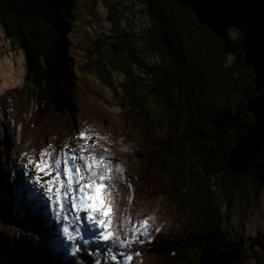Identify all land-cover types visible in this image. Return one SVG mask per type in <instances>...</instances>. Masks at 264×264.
Instances as JSON below:
<instances>
[{
	"label": "trees",
	"instance_id": "obj_1",
	"mask_svg": "<svg viewBox=\"0 0 264 264\" xmlns=\"http://www.w3.org/2000/svg\"><path fill=\"white\" fill-rule=\"evenodd\" d=\"M102 1L118 30L113 7L108 0ZM140 1L150 22L143 35L145 53L154 62L147 67L134 57L130 65L146 73L150 87L143 88V81L136 83L117 53L114 59L99 57L102 39L93 42L88 55L93 59L89 66L114 91L120 116L98 105L97 93L87 85L75 82L73 95L67 90L76 81L72 80L73 63L65 53L70 32L67 11L76 0H0V26L26 60L24 85L6 94L14 98L19 115L29 106L36 108V126L33 131L25 128V141L31 134L39 141L55 132L52 125L69 130L86 111L106 123L120 145L134 144L136 149L128 158L136 163L131 165L128 182L136 190L119 185L118 217L121 222L124 205L132 196L133 205L158 202L160 221L155 227L160 231L153 233L151 242L134 244L131 264H196L189 255L198 241L215 243L224 221L236 209L237 194L264 176V149L249 171L234 175L228 168L238 140L254 123L248 104L260 94L253 70L246 66L242 34L223 41L177 0ZM116 72L126 77L118 86L113 78ZM154 99L163 102V114L156 112ZM79 133L77 129L75 136ZM32 195H21L20 202L8 196L2 200L0 210L6 219L36 229V236L25 242L0 233V264H102L108 243L83 244L76 256L67 248L51 250L45 238L57 239L53 235L57 224L45 205L29 206L37 199Z\"/></svg>",
	"mask_w": 264,
	"mask_h": 264
},
{
	"label": "rangeland",
	"instance_id": "obj_2",
	"mask_svg": "<svg viewBox=\"0 0 264 264\" xmlns=\"http://www.w3.org/2000/svg\"><path fill=\"white\" fill-rule=\"evenodd\" d=\"M108 2L109 5L113 7L112 13L114 14V19L118 21V30H115L113 23L109 20L108 16L110 11L102 0H76L67 11L70 32L66 38L69 47L65 53H68V60L73 63V69L71 72L72 80H76L67 85V90L72 92L73 95L76 92L75 82L84 87L87 85L88 88H91L97 93L95 98L96 103L112 115L118 117L122 114V111L118 106V101L114 98V91L101 80L98 73L95 72L96 69L89 66L93 62L92 57L89 58L88 56L92 53L91 51L94 48L93 42L102 39L103 43L99 47L102 55H99V57L102 56L107 60L114 59L117 53L120 56L121 65L128 72L132 73L133 77H135L136 83L139 84L143 81V88H146L150 84V81L147 80L144 71L137 68L135 65H130L131 59L139 57L145 61L147 67L152 65L154 60L150 54L145 53L143 35L149 28L150 22L149 18L143 12L141 1L108 0ZM240 34L241 33L236 30L230 31L231 39H237ZM98 43L100 44L101 42ZM121 49H123V52L120 51ZM232 59L233 58L230 57L229 61H232ZM117 62L119 64V60ZM90 69H92L91 72ZM25 76V55L20 50L19 45H13L12 41L6 38L2 27L0 26V97L3 100H7L6 103L2 101L3 114L6 113L10 104L17 111L14 98L6 93L10 90L21 88L24 85ZM113 78L116 81L117 86L126 80L125 74L121 72L114 73ZM152 104L153 107L157 106L156 112L163 114L164 104L162 101H159L158 99L156 101L154 99L152 100ZM35 109L36 108L33 106H29L22 115H19L15 111V115L20 117L19 119L22 118L21 123L17 125V129L21 131V135L26 124L30 127H26V129L31 131L35 129ZM90 115L91 114L86 111H83V114L78 115L79 118L75 119L69 130L65 127L64 129L66 130L63 131L59 129V125H52L51 127L57 129L55 132L51 130L48 135H43V138L41 137L39 141H36L34 135L32 136L31 134L29 139L22 143L21 150L23 151L22 154L24 155V160H21L18 174H16L17 172L9 174V179L3 183L2 174L0 173V206L4 198V193L12 200L20 202L21 195L29 192L28 189H32L37 196V199L34 200L35 204H30V207L32 206L34 208L35 205H38V202L46 206V201L38 198L40 195L37 194L36 188L39 190V186L36 185L35 188L32 184L33 177L38 173L25 168V165L28 164V157L37 156L42 149L48 148L49 145H52L57 151L61 150L66 144L72 148L76 142L84 141L77 140V136H75L77 129L79 132L82 130H88V134L93 137V139L88 142L92 144L95 140L96 133L101 137L106 138L99 142V149L102 150L103 148H107L109 150L107 152L111 161L109 166L114 168L115 163L120 165H122L121 163H126L131 172V165L136 159L128 158V155L136 149V146L128 141L124 142L125 144L123 146L120 145L114 137L116 135H113V133L111 135L109 133L108 125L97 119L96 115H92V117ZM14 122H16L15 119ZM14 122L13 125L9 124L12 129H15ZM5 137L6 134L0 136V141H4ZM18 142L19 141H17V143ZM116 155H119L122 158H118ZM119 167L120 171L118 173L121 174V176H119L121 185L125 187V185L128 184V186L136 190V186H131L128 182L129 177H127V174L125 173L128 169H126L125 166L122 168L121 166ZM24 169L28 172V175H23ZM125 175L126 177H124ZM19 176H21V179L17 181L16 179H18ZM49 178L50 177L42 176V180H47ZM40 191L41 190H39V192ZM120 199L121 196L119 194L116 199V204L119 210L121 208ZM131 202H133L132 199L130 200V203ZM133 207V218L139 220L154 218L155 220L150 219L149 223L153 228L156 224L158 226V222L160 221L158 217V202L153 206H147L143 203H135ZM125 209H129V207L126 208V204L124 205V210ZM0 232L9 238H17L18 240H23L25 242H32L36 236L35 229L23 227L19 223L8 221L1 210ZM53 235L57 236V232L55 231ZM59 239L64 241L62 235ZM49 240H53L52 237H46L45 243L47 246L52 247L54 251L63 248L61 245L58 246V243H51ZM213 242L215 243L200 239L190 253L189 259L192 262L199 264V259L205 248L219 246L218 249L220 251L233 256V264H264V176L261 175L260 181L258 180L253 183H248L242 192L237 194L236 209L234 213L231 214L230 218L224 221L217 239ZM90 245H92V243H90ZM82 246L83 244H81V247Z\"/></svg>",
	"mask_w": 264,
	"mask_h": 264
},
{
	"label": "snow or ice",
	"instance_id": "obj_3",
	"mask_svg": "<svg viewBox=\"0 0 264 264\" xmlns=\"http://www.w3.org/2000/svg\"><path fill=\"white\" fill-rule=\"evenodd\" d=\"M209 22L210 18L205 16V23ZM253 111L257 112L259 118L258 130L264 132V101L258 106L254 105ZM256 131L254 129L253 134ZM77 139L84 140L85 145L70 148L66 144L59 151L49 145L37 156H29L25 168L38 173L33 177L32 184L34 187L39 186V194L45 198L46 207L59 226L65 242L71 246L73 256L81 251V243L85 246H89L90 242L108 243L109 259L115 261V264H121V260L112 251V246H116L125 249L120 253L123 264H131L132 245L151 242L153 233H158L160 228H153L149 223L154 218H130L131 229H122L116 204V196L120 193L119 180L114 174L120 170L109 166V158L95 153V149L100 147L99 142L106 138L96 133L93 144L89 146L87 142L93 137L88 134V130H82ZM248 143V140L241 142L237 164L242 163ZM102 151L109 150L103 148ZM42 176L50 178L42 180Z\"/></svg>",
	"mask_w": 264,
	"mask_h": 264
},
{
	"label": "water",
	"instance_id": "obj_4",
	"mask_svg": "<svg viewBox=\"0 0 264 264\" xmlns=\"http://www.w3.org/2000/svg\"><path fill=\"white\" fill-rule=\"evenodd\" d=\"M177 2L197 15L201 25L208 27L218 38L228 41L231 30L239 31L244 36L246 66L253 70L256 93L259 97L248 104V111L254 118L248 132L238 140L235 151L228 164L234 175L249 171L261 158L264 149V132L258 130L259 118L253 106L264 101V0H177ZM205 16L210 18L205 23ZM257 131L253 134V130ZM248 140V150L237 164L241 142ZM215 248L203 250L200 264H233V256Z\"/></svg>",
	"mask_w": 264,
	"mask_h": 264
},
{
	"label": "built area",
	"instance_id": "obj_5",
	"mask_svg": "<svg viewBox=\"0 0 264 264\" xmlns=\"http://www.w3.org/2000/svg\"><path fill=\"white\" fill-rule=\"evenodd\" d=\"M2 101H3L4 103H6L7 100H3V99L0 97V123L3 124V122L5 121V117H6V118H7L6 122H7L8 124H10V125H13V122H14V111H15V109H14L13 106L10 104V105L8 106V110H6V113L3 114V112H2V107H3V105H2ZM16 138H17V139H16V146H17V145L20 144V140H18L17 135H16ZM17 141H19V142L17 143Z\"/></svg>",
	"mask_w": 264,
	"mask_h": 264
},
{
	"label": "bare ground",
	"instance_id": "obj_6",
	"mask_svg": "<svg viewBox=\"0 0 264 264\" xmlns=\"http://www.w3.org/2000/svg\"><path fill=\"white\" fill-rule=\"evenodd\" d=\"M14 119H15V111H14ZM14 125H15V129L10 128L11 133H13L14 135H17L18 140H20V144H19V145L22 146V145H21V140H22L21 131H19V129H17V124H16V122H14ZM15 130H16V131H15ZM4 140H5V139H4ZM15 143H16V139H15ZM15 145H16V144H15ZM20 148H21V147H20ZM22 152H23V151H22ZM106 158H109V159H110L109 156H106ZM110 162H111V161H110ZM4 163L7 164V165L9 164L7 160H4ZM82 163H83V162H82ZM121 164H122V165L119 164V166H121V168L124 167V164H123V163H121ZM114 166H115V167H114L113 169H116V164H114ZM125 173H126V172H125ZM124 177H126V175H125ZM131 199L133 200V196L130 198V200H131ZM132 203H133V202L129 203L128 206L130 207V206L132 205ZM255 211H256V210H255ZM48 213H49V212H48ZM200 259H201V258H200ZM200 259H199V261H200Z\"/></svg>",
	"mask_w": 264,
	"mask_h": 264
},
{
	"label": "clouds",
	"instance_id": "obj_7",
	"mask_svg": "<svg viewBox=\"0 0 264 264\" xmlns=\"http://www.w3.org/2000/svg\"><path fill=\"white\" fill-rule=\"evenodd\" d=\"M229 34H230V32H229ZM231 38V37H230ZM25 128H26V126H24V131H25ZM116 164V169H119L120 167H119V164L118 163H115ZM124 166H125V168L126 169H128V171L126 170L125 172H126V174H127V177H129V175H130V171H129V168H128V166H127V164L125 163L124 164ZM117 175V174H116ZM119 176H120V174H119ZM128 180H130V182H131V179H129L128 178Z\"/></svg>",
	"mask_w": 264,
	"mask_h": 264
}]
</instances>
